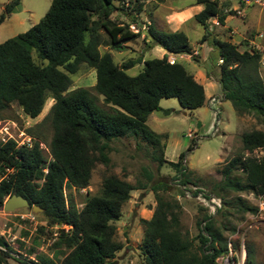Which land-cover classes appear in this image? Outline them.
Wrapping results in <instances>:
<instances>
[{"label":"trees","instance_id":"obj_1","mask_svg":"<svg viewBox=\"0 0 264 264\" xmlns=\"http://www.w3.org/2000/svg\"><path fill=\"white\" fill-rule=\"evenodd\" d=\"M21 1L10 0L4 5L0 24ZM197 4L204 6L195 16L205 28L201 43L213 46L217 62L224 60L219 65V82L225 99L232 102L239 115L255 113L264 125L261 52L255 48L241 51L233 42L213 36L210 20L218 18L224 24L228 15L223 13L219 0H197ZM118 9L128 11V15L140 14L144 4L141 0H52L37 24L0 43V119L13 104L36 118L48 98L55 100L49 114L54 130L51 159L44 155L39 141L32 148L19 146L13 139L0 142V171L13 169L0 184V209L7 197L21 195L31 205L43 208L42 215L49 223L70 225L68 232L61 230L55 243V259L64 253L60 264H113L122 249L115 241L117 228L113 222L121 218L132 191L144 186H135L117 174H110L105 177L100 193L88 197L80 210L75 203L67 206L65 187H88L96 163L111 164L109 152L116 139L141 138L155 150L161 148L164 154L163 135L147 124L156 110L171 113V109L161 108L160 101L174 97L184 110L193 111L204 106L207 99L204 85L181 62L171 63L168 54L147 60L129 59L119 65L112 53L100 51L101 44L122 50L125 42L140 36V32L130 29V24L112 20ZM100 29L106 31L107 41L102 40ZM145 37L150 49L160 46L172 54L193 50L184 31H164L151 24ZM82 63L96 70L95 89L103 96L107 109L88 88L70 90V73H76ZM138 63H144L142 71L134 76L128 74L127 70ZM241 140L242 152L223 166L222 181L215 189L219 193L248 190L259 195L264 193V158H256L252 153L264 148V128L244 132ZM185 156L181 153L176 162L163 156H158V160L160 164L170 163L184 175ZM237 169L245 172V182L233 176ZM156 200L153 216L142 219L141 249L146 264H217V257L227 250V240L216 227L215 218L206 214L199 221L200 248L194 251L192 241L182 229V204L158 193ZM233 206L243 212L256 211L242 196H237ZM0 244H7L1 235ZM254 252L252 245H248L246 264H255ZM8 257L7 252L0 250V264H9ZM41 259L42 263L39 260L35 263L56 264L49 257Z\"/></svg>","mask_w":264,"mask_h":264},{"label":"rangeland","instance_id":"obj_2","mask_svg":"<svg viewBox=\"0 0 264 264\" xmlns=\"http://www.w3.org/2000/svg\"><path fill=\"white\" fill-rule=\"evenodd\" d=\"M9 1L0 0V13ZM141 1L146 4L147 0ZM150 1L144 15L143 12L140 14L134 12L132 15H128V11L118 9L111 16L112 20L118 24H135L140 32L138 38L125 42V47L122 50L113 49L107 44L99 46L102 53H112L115 62L119 65L129 59L143 58L147 60L164 54V48L156 46L158 50L155 51L148 47L146 41L145 34L148 25L144 17H147L148 11L153 7L154 0ZM51 3L52 0H22L15 11L0 24V43L37 24L47 13ZM172 3L173 5L194 7L197 0H167L168 9L166 11H171L174 8L177 10L178 7L173 6ZM117 4L121 8L118 2ZM219 4L221 6L220 0ZM245 12L246 14L241 16L238 11L233 10L232 15H229L231 16L227 24L229 27H224L223 24H221L222 26L214 25L213 36L233 42L239 46L241 51H253L254 48L260 51L262 56L259 75L264 80V5L252 2V6L247 7ZM99 33L102 40H108L104 29H100ZM204 34V26L196 18L192 19L187 24V35L193 50L199 49L200 54L192 55V57L178 55L177 59L189 71L192 70V67L197 66L198 68L201 66L200 63H205L208 65L209 74L214 69L219 70V65L217 59L216 65L212 64L214 50L208 49L211 45L208 42L201 43ZM251 41L254 42L251 43ZM257 44L261 47L260 49L256 47ZM203 48L206 49L205 53H208L207 57L204 56ZM34 57L37 62L41 63L35 53ZM143 67L144 63H138L127 72L134 76L142 71ZM70 76L72 78L70 90L79 87L88 88L97 98L98 103L106 109L108 108L103 101V96L95 89L97 73L94 68L82 63L80 69L76 73H70ZM214 91L213 87L207 88L208 94ZM54 102L53 98H48L44 109L36 118L26 115L18 105L13 104L0 119V142H4L12 136L21 143L20 136L24 132L39 141L44 155L51 159L50 143L54 130L49 114ZM160 106L162 109H171V113L165 114L163 110H156L149 117L147 124L153 131L163 135L162 142L166 144L165 153L162 154L164 151L161 148L155 150L152 145L134 136L112 141V148L109 152L111 164L106 166L97 162L88 187L80 189L65 187L67 206L75 203L77 209H82L88 197L100 193L105 177L110 174H117L135 186L142 184L144 186L142 189L132 191L130 200L123 206L121 218L113 222L117 228L115 241L122 245L113 264H146L141 249L144 239L142 219H150L153 216L157 206L156 193L168 199H177L182 204L183 210L180 219L183 232L192 241L193 250L199 251V221L203 219L208 210L189 191L194 186H200L221 196L224 201V206L214 218L216 227L223 231L227 242L229 240L233 242L238 254H241L242 241H244L246 249L248 245H252L255 251L253 258L255 264H264V217L259 212H243L233 206L237 196H242L249 204L255 206V194L248 190L241 192L230 190L219 193L215 189L216 184L222 181L221 169L223 166L242 152L241 137L243 133L264 128L261 118L255 113L239 115L232 102L225 99L221 105L220 132L216 136H208L212 130L215 114L207 103L196 110L186 111L181 107L179 100L172 97L162 99ZM199 123H201V127L198 126ZM190 131H193L194 138L188 136ZM181 153L186 154L183 159V164L186 167L184 175L170 163L160 164L158 160V156H163L169 161L176 162ZM252 156L264 158V148L257 149L252 153ZM233 176L238 177L242 182L246 180L243 169L234 171ZM154 187H157V191ZM30 212H34V218L22 217ZM70 228L71 226L68 224L49 223L38 209L36 211L31 208L15 211H6L4 207L0 209V234H3L6 243L10 242L12 248L20 251L19 258L8 257L9 264H36L37 260L42 263L41 257L44 256L54 259L56 264H60L64 253L55 259V243L61 230L65 229L68 232ZM128 246H130L129 249H127ZM59 250L69 252L65 248ZM217 264L223 263L217 262Z\"/></svg>","mask_w":264,"mask_h":264},{"label":"built area","instance_id":"obj_3","mask_svg":"<svg viewBox=\"0 0 264 264\" xmlns=\"http://www.w3.org/2000/svg\"><path fill=\"white\" fill-rule=\"evenodd\" d=\"M244 2L246 4H249V5H252V2H257L261 5H264V0H244ZM233 10L238 11V14L241 16L245 15V11L242 7H239V8L228 7V8H226L225 13L231 14V12ZM210 24H211L210 26H211L212 31H213L214 25H221L218 18L211 19ZM130 27H131V30H133V31H136V32L139 31V29L137 28V26L135 24H131ZM261 36H262V34H261ZM253 42L254 41H251V43H253ZM256 47L258 49L261 48L258 44ZM199 54H200V50L196 49V50H193L192 53H182L179 55H181V57L183 55L192 57V55H199ZM168 59L171 63L178 62L176 54H172L170 56L168 55ZM223 62H224L223 59H219L217 64L220 65ZM224 100H225V94L223 91L220 93L212 94L209 97L208 105H209V108L211 109V111L215 114V119L213 120L212 130L209 132L210 135H208V136H216L220 132V125L222 123V118H221L222 107H221V105H222ZM188 136L191 138H194L193 131H190L188 133ZM20 137L22 139L21 143L17 142L12 136L8 137V139L4 140V142H2V143H5V142L13 139L17 142V145H19V146H25L28 148H32L35 141H36L32 136L27 135L24 132ZM256 158H258V157H256ZM12 172H13V169L8 168V167L5 168L4 171H0V184L5 178L9 177V174ZM189 192L192 194V196L194 198H196L198 201L203 203V206H205L206 209L208 210L207 214L211 217H215L219 213V211L222 209V207L224 206V201H223L221 196H219L213 192H209L208 190H205L203 187L194 186L192 188V190L190 189ZM254 199H255L256 212L257 213L259 212V214L262 217H264V193H261L259 195H254ZM22 217L34 218V212H30L28 214L22 215ZM0 235L2 236L3 234H0ZM7 241H9V240H7ZM13 241H14V239H13ZM8 246L11 247L10 242L9 243L7 242V244H0V250L7 252L9 254V256H13L14 258L15 257L19 258L20 257V254H19L20 251L16 248H12V247L10 249ZM246 250L247 249L245 247L244 241H242L241 249H240L241 254H238L236 249H235V246L233 245V242L231 240H229L227 242L226 252L222 253L221 255H219L217 257V262H221L223 264H246V260H247Z\"/></svg>","mask_w":264,"mask_h":264},{"label":"crops","instance_id":"obj_4","mask_svg":"<svg viewBox=\"0 0 264 264\" xmlns=\"http://www.w3.org/2000/svg\"><path fill=\"white\" fill-rule=\"evenodd\" d=\"M220 1H221V8H222L223 13H225L226 8L228 7L230 8L242 7L244 11H246L247 7L252 6V5L246 4L244 0H220ZM150 2H151L150 0H147L146 4H144V9L142 11L143 15L146 13L145 9L147 7V4ZM167 5H168L167 0H163V1L154 0V4L152 3L153 7L151 8V10L148 11L149 14L147 15V17H144V19L147 21L146 24L148 26L152 24L158 29L164 30V31H184L187 34V24L192 19H194L196 14H198L204 8V6L201 4H196L194 7L193 6L186 7V6L175 5V4L173 5L172 3L173 6L178 7L177 10H175L174 8V9H171V11H166V9H168ZM229 15H232V14L227 15L225 22L223 24L224 27H229L227 25L231 17ZM233 32H235L234 29H233ZM208 49L212 51L214 50L212 45ZM153 50L157 51L158 48L154 47ZM205 50L206 49L203 48L202 51H204V56L207 57L208 53H205ZM165 54H168L169 56L172 55V53H168L167 50L164 49V54H162L160 57H163ZM176 55L178 56L179 54H176ZM212 64L216 65L215 56H214ZM200 65L201 66L198 68L197 66L192 67V70H190V72L194 75V77L196 78L198 82L204 85L206 96H207L206 103L208 104L209 97L212 94L222 92L221 84L219 82L220 69L219 70L214 69L208 74V69H207L208 65H206L205 63L204 64L200 63ZM208 87L210 88L213 87L215 91L208 94L207 92Z\"/></svg>","mask_w":264,"mask_h":264},{"label":"water","instance_id":"obj_5","mask_svg":"<svg viewBox=\"0 0 264 264\" xmlns=\"http://www.w3.org/2000/svg\"><path fill=\"white\" fill-rule=\"evenodd\" d=\"M198 126L201 127V123H199ZM22 208H32L33 211L38 209L43 212V208L39 207L38 205H31L28 199L21 195L13 194L9 196V198L4 203V209L6 211H15ZM129 247L130 246H128L127 249H129Z\"/></svg>","mask_w":264,"mask_h":264}]
</instances>
